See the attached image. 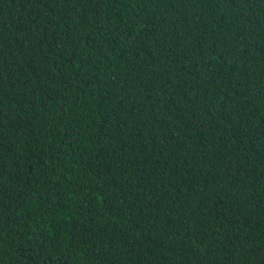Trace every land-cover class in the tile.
Wrapping results in <instances>:
<instances>
[{"label":"trees","instance_id":"16d2710c","mask_svg":"<svg viewBox=\"0 0 264 264\" xmlns=\"http://www.w3.org/2000/svg\"><path fill=\"white\" fill-rule=\"evenodd\" d=\"M0 264H264V0H0Z\"/></svg>","mask_w":264,"mask_h":264},{"label":"snow or ice","instance_id":"6c2138e0","mask_svg":"<svg viewBox=\"0 0 264 264\" xmlns=\"http://www.w3.org/2000/svg\"><path fill=\"white\" fill-rule=\"evenodd\" d=\"M137 19H138V18H133V19H130L129 21H126V22H125V27H127L129 24H135V23L137 22ZM140 27L142 28V27H143V24H141ZM137 35H138V34H137ZM121 36H122V37L124 36L123 31L121 32ZM125 42H126V43L129 42V38L125 37ZM132 42L134 43L135 41L133 40ZM66 87H67V89H68V93H69V95L74 96L75 99H79V96L76 95V94H74V93L72 92V87H73V85H72L71 83L68 84V85H66ZM68 115L71 116V115H74V113L69 112Z\"/></svg>","mask_w":264,"mask_h":264}]
</instances>
